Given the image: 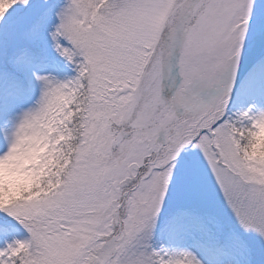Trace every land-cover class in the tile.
I'll return each instance as SVG.
<instances>
[{
    "label": "snow or ice",
    "instance_id": "1",
    "mask_svg": "<svg viewBox=\"0 0 264 264\" xmlns=\"http://www.w3.org/2000/svg\"><path fill=\"white\" fill-rule=\"evenodd\" d=\"M0 264H264V0H0Z\"/></svg>",
    "mask_w": 264,
    "mask_h": 264
}]
</instances>
